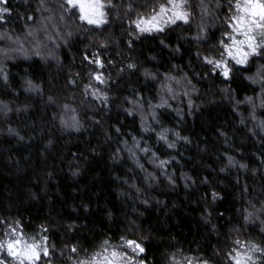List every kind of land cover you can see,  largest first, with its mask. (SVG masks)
I'll return each mask as SVG.
<instances>
[{"label":"trees","instance_id":"trees-1","mask_svg":"<svg viewBox=\"0 0 264 264\" xmlns=\"http://www.w3.org/2000/svg\"><path fill=\"white\" fill-rule=\"evenodd\" d=\"M0 2V241L42 242L36 264L121 238L144 264L264 249V48L228 77L207 62L244 0H182L159 31L136 21L170 0H103L99 25L64 0Z\"/></svg>","mask_w":264,"mask_h":264},{"label":"snow or ice","instance_id":"snow-or-ice-1","mask_svg":"<svg viewBox=\"0 0 264 264\" xmlns=\"http://www.w3.org/2000/svg\"><path fill=\"white\" fill-rule=\"evenodd\" d=\"M70 5L79 6L80 19L87 20L89 24H102L105 22L106 13L104 12L103 0H68ZM171 7H166L165 5H160L159 13L154 14L150 19L145 20L143 25L140 20L136 21L137 27L141 31H152L161 30L162 27L169 22L175 24L178 19L187 20V14L181 11L182 0H170ZM237 8L243 10L244 15L234 16L232 19L235 21L233 28L235 33H238L242 38H237L236 35L231 33H225L228 35L231 43L223 44L227 57L234 60L236 64H246L249 58L258 53L259 50L264 48V0H244L243 4L237 3ZM8 8H0V13L8 12ZM171 13V14H169ZM3 17L0 16V19ZM146 25V27L144 26ZM259 37V40L257 39ZM207 60L208 58L205 57ZM102 64V61H97ZM210 63L215 65V69H222V74L225 77L230 76L231 68L229 67L228 59L221 58L219 60H211ZM130 67H135V65H130ZM214 69V70H215ZM5 79L7 75L5 74ZM96 79L103 82L102 74L97 73ZM264 79V77H262ZM31 84V81H29ZM95 94V93H94ZM106 96L107 94H102ZM179 136V133H176ZM162 139H167L166 136L161 134ZM187 139V137H184ZM174 143L170 144L169 147H175ZM229 161H232V157H229ZM163 165L165 162L160 161ZM243 166V165H242ZM218 193H214V196ZM20 237L10 239L8 241H0V250L7 249L10 256L15 258L20 262V264H25V261H31L32 264H36L39 260L41 252L44 255L48 254V248L42 242L33 241V243H28ZM46 239V238H45ZM124 240L127 247H129L133 253H142L145 251L143 245L135 240ZM108 242L105 241V244ZM257 250L264 251L260 249L259 245L253 244L244 252L237 251L234 256L231 257L235 261V264H253L254 253ZM75 251V248L73 249ZM0 264H5V261L0 260ZM84 264V262H81ZM105 264H137L136 260L132 256H128L126 252H118L116 248H113L110 257L106 259ZM139 264H144L140 261ZM191 264V262H189ZM201 264H208L207 261H202Z\"/></svg>","mask_w":264,"mask_h":264},{"label":"rangeland","instance_id":"rangeland-1","mask_svg":"<svg viewBox=\"0 0 264 264\" xmlns=\"http://www.w3.org/2000/svg\"><path fill=\"white\" fill-rule=\"evenodd\" d=\"M64 3L67 4L68 7L75 8L80 13L78 5H76V6L70 5L68 3V0H64ZM0 8H3L2 5H1V2H0ZM156 13H159V11H156V12L152 13L148 17L142 18L140 20L142 25H143V22L145 20L150 19ZM238 15H244V12H243L242 9H240V11H238V13L235 16H238ZM84 22L89 24L87 22V20H84ZM233 24H235V21L232 19V21L230 23L229 30H228L227 33H231L233 35H236L237 38H242L238 33H235L234 28H233ZM92 25H95V24H92ZM144 26L146 27V25H144ZM230 43H231V40H230L229 36L226 35L224 37V39H223V44H230ZM223 44L221 43V49H220L218 55L215 58H209L207 60L208 63H209V61L214 60V59L215 60H219L221 58H226V59H228L229 67H230L231 63L236 64V62L234 60H231L230 58L227 57V53H226V50H225ZM210 64L213 66V68H215V65L213 63H210ZM238 65H241V64H238ZM243 65H245V64H242L241 66H243ZM217 70L222 74V69H217ZM97 73H99V72H96L95 74H93V81H92V83L90 85V94L91 95H94V93L97 94L99 86L102 83L101 80H97L96 79V74ZM17 237H20V235L18 233H15V232L10 234V235L7 234V236L5 237L4 241H8L10 239H14V238H17ZM23 239L26 240L28 243H33V241H30V240L25 239V238H23ZM112 249L105 250V251H103L101 253L93 255L92 257L86 258L85 260H81L78 264H81V262H84V264H105L106 259H108L110 257ZM116 249H117L118 252H121V253L126 252L128 254V256L134 257V259L136 260L137 264H139L140 260L137 258V253L138 252L137 253H133L132 250L129 247L126 246V244H124L121 248H116ZM237 251L244 252L242 249H237V250L234 251L232 256H234ZM0 260L5 261V264H20V262L18 260H16L15 258H13L12 256H10L8 254L6 248L4 250H0ZM232 261L235 264V261L233 259H232ZM189 262H191V264H201L202 261L197 262V261H194L193 259H188V260H185L182 264H189ZM25 264H32V262L31 261H25Z\"/></svg>","mask_w":264,"mask_h":264}]
</instances>
